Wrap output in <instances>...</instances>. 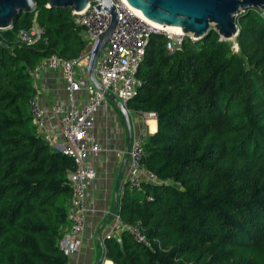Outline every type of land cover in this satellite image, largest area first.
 <instances>
[{"label":"trees","instance_id":"trees-1","mask_svg":"<svg viewBox=\"0 0 264 264\" xmlns=\"http://www.w3.org/2000/svg\"><path fill=\"white\" fill-rule=\"evenodd\" d=\"M46 2L0 29V264L66 261L56 242L72 161L41 140L27 98L37 60L71 57L82 40L70 9ZM234 19L236 50L211 27L171 52L163 34L147 37L125 104L155 112L141 164L158 182L125 188L116 211L150 245L125 232L104 238L112 264H264V11ZM31 24L40 35L18 38Z\"/></svg>","mask_w":264,"mask_h":264},{"label":"built area","instance_id":"built-area-1","mask_svg":"<svg viewBox=\"0 0 264 264\" xmlns=\"http://www.w3.org/2000/svg\"><path fill=\"white\" fill-rule=\"evenodd\" d=\"M115 12L116 22L105 44L99 50L92 65V77L96 84L113 94L126 109L128 116L136 112L142 116L143 123L147 117L154 118L153 110L140 111L126 108V100L135 91L138 80L135 70L141 58L147 37L151 33H161L165 36V49L171 52L179 47L182 38L187 36L194 40L189 32L168 31L157 26L144 17L125 0H109ZM95 3L87 1L79 10L70 9L73 22L79 27V36L82 40L81 48L71 57H63L55 52L42 56L30 70L32 94L27 98V108L37 134L49 148L57 150L71 158L72 166L66 172L69 185V197L66 204L67 224L62 228L57 238V246L62 255L77 250L84 223V190L94 176V170L89 157L100 150L93 135V115L97 107L106 104L109 99L101 90L95 88L87 78V72L93 51L97 44L98 35L106 27L109 15L96 10ZM2 29V27H0ZM41 29L31 24L28 30L18 29L17 36L21 40L30 42L37 38ZM236 50V46H232ZM59 69L63 86L68 100V106L51 104L48 107L39 103L34 75L41 67ZM82 91V101H73L74 93ZM50 112L59 127L58 137L42 129L43 116ZM141 123L130 137L127 150V169L123 175L124 184L128 189L139 190L143 180L158 182L154 174L143 167V140L146 137L147 127ZM143 177V178H142ZM150 198L149 193L145 195ZM127 233L134 241L148 247L150 241L140 228L138 222L123 221L117 211L111 213V221L103 238L113 237L119 242L120 233Z\"/></svg>","mask_w":264,"mask_h":264},{"label":"crops","instance_id":"crops-1","mask_svg":"<svg viewBox=\"0 0 264 264\" xmlns=\"http://www.w3.org/2000/svg\"><path fill=\"white\" fill-rule=\"evenodd\" d=\"M34 83L42 106L48 107L51 104L68 106L59 69L41 67L34 75ZM73 101L75 103L82 101L81 90L74 93ZM142 121V116L136 112L129 116L131 135L143 123ZM143 124L147 130L149 127L148 133L155 129L154 118L145 120ZM42 129L53 136L60 135L59 127L50 112L43 116ZM92 131L100 150L89 157L94 176L84 190L83 230L77 250L66 256L65 264H112L110 259L103 256V235L109 228L111 213L117 210L123 190L128 189L123 181L127 169V156L116 179L126 144L125 126L116 104L109 100L96 108Z\"/></svg>","mask_w":264,"mask_h":264},{"label":"water","instance_id":"water-1","mask_svg":"<svg viewBox=\"0 0 264 264\" xmlns=\"http://www.w3.org/2000/svg\"><path fill=\"white\" fill-rule=\"evenodd\" d=\"M87 1L95 3L93 7L96 10L109 15L108 24L98 35L87 78L95 88L101 90L111 102L116 104L124 122L126 144L116 176L118 179L126 160L130 142L129 116L121 102L113 94L101 89L96 84L91 70L96 55L105 44L116 22L114 8L109 0H47L45 5L79 10ZM125 2L138 9L141 15L147 19L160 24L177 25L182 33L189 32L194 39L203 35L210 27L218 33L219 38L232 39L237 31L234 19L237 13L248 8H258L264 11V0H125ZM33 7L34 0H0V27H7L19 12L31 11Z\"/></svg>","mask_w":264,"mask_h":264},{"label":"bare ground","instance_id":"bare-ground-1","mask_svg":"<svg viewBox=\"0 0 264 264\" xmlns=\"http://www.w3.org/2000/svg\"><path fill=\"white\" fill-rule=\"evenodd\" d=\"M134 9L138 12V14L141 15V13L139 12L138 9H136V8H134ZM141 16H142V15H141ZM142 17H144V16H142ZM144 18L147 19L146 17H144ZM147 20L150 21L151 23L157 25V26H161L162 28H164V29H166V30H168V31H172V32H178V31H180V29L178 28L177 25H165V24H160V23L154 22V21L149 20V19H147ZM149 118H151V117H147L146 120H148ZM153 122H154V121H153ZM148 130H149V127H148ZM149 131H150V130H149Z\"/></svg>","mask_w":264,"mask_h":264},{"label":"rangeland","instance_id":"rangeland-1","mask_svg":"<svg viewBox=\"0 0 264 264\" xmlns=\"http://www.w3.org/2000/svg\"><path fill=\"white\" fill-rule=\"evenodd\" d=\"M230 40V46H233L234 47V40H233V38L232 39H229ZM236 46V45H235ZM132 115V114H131Z\"/></svg>","mask_w":264,"mask_h":264}]
</instances>
